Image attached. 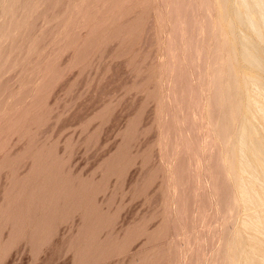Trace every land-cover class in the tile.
I'll list each match as a JSON object with an SVG mask.
<instances>
[{"label":"rangeland","instance_id":"1","mask_svg":"<svg viewBox=\"0 0 264 264\" xmlns=\"http://www.w3.org/2000/svg\"><path fill=\"white\" fill-rule=\"evenodd\" d=\"M232 1L0 0V264H244L264 242L229 167L243 117L223 138L215 103Z\"/></svg>","mask_w":264,"mask_h":264},{"label":"bare ground","instance_id":"2","mask_svg":"<svg viewBox=\"0 0 264 264\" xmlns=\"http://www.w3.org/2000/svg\"><path fill=\"white\" fill-rule=\"evenodd\" d=\"M231 13H232V20L231 21L229 20L230 28L232 29L233 25L234 26L236 25L244 29L247 32V34L244 35L243 33L242 34L240 33L241 36H239L236 40L238 46L237 49L231 47V49L228 50V48L226 47L227 45L225 46L227 58L225 60L224 66L220 68L223 72H225L223 74H225L227 77L226 86H224L225 95L222 98V100L220 99H218L217 101L215 100V103L216 104L222 103L225 109V111L222 112V117H221L223 122L220 121L222 122L223 125V127L221 128L222 134H224L223 138H225V135L227 134L226 132L229 130L227 129L228 124L234 119L237 118L239 119L240 117L241 118L243 117L242 119L244 120V123L241 127L240 130L241 132H239L240 135L238 141L239 143H237L240 144V147L237 145L238 146L237 150H235L236 148L235 146L234 148H232L233 150L231 149L230 153L228 154L229 155L228 161H229L230 171L232 173V178L234 181L233 183L237 186L239 190L241 200L244 203L255 206L257 208L264 201V190L260 189L261 194H258L256 192L255 190L256 185L254 186V182L257 180L253 181L254 178L248 182L246 181L247 183L250 184V186H247L249 184H247L246 182L245 185V183L241 179L242 177L240 176V172L242 173V170H244V168L252 172L259 170V173H262L264 178V127L262 133L263 136H261L256 126L252 123L253 120L255 121V119H259L264 125V0H233L231 3ZM231 34H233L232 31ZM224 41L225 44H227L225 39ZM234 61L235 64L236 62H238L241 68L252 71V74L248 76H243L241 79H239L234 74L232 69V65ZM219 72L220 71H218V74ZM220 74L222 75V73ZM249 84L255 85V87L258 85L260 87L258 88L259 92L257 94L252 95L249 92V88H251L249 87L250 86ZM219 94L220 96L222 95L220 92ZM219 135L221 134L219 133ZM244 148L247 149L251 161L243 160V158H241V155H243L241 153H243ZM236 151L238 155L240 154L239 157L238 155L236 156ZM252 172H250V174L248 175H251ZM251 176L253 177L254 175ZM252 209L253 208H251V210ZM245 223H247L249 227L254 229L255 231L261 228H262L261 230H263L264 214L260 212V214L256 216L251 215L248 219V222ZM250 228L248 229L251 230ZM260 236H263V234ZM248 239H250L249 241H251L252 245L250 251L246 253L245 252L242 253L244 264H264V242L255 240L253 238H248ZM262 240H264V236ZM249 241L246 242L249 243ZM245 248L246 247H244V249Z\"/></svg>","mask_w":264,"mask_h":264}]
</instances>
